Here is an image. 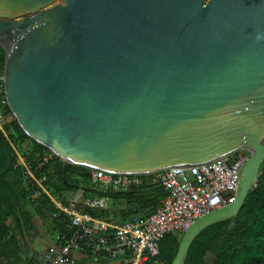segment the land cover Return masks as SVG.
<instances>
[{
	"label": "water",
	"instance_id": "1",
	"mask_svg": "<svg viewBox=\"0 0 264 264\" xmlns=\"http://www.w3.org/2000/svg\"><path fill=\"white\" fill-rule=\"evenodd\" d=\"M0 47L6 105L63 182L66 165L146 176L244 152L231 202L171 233L170 264L257 185L264 0H0Z\"/></svg>",
	"mask_w": 264,
	"mask_h": 264
},
{
	"label": "trees",
	"instance_id": "2",
	"mask_svg": "<svg viewBox=\"0 0 264 264\" xmlns=\"http://www.w3.org/2000/svg\"><path fill=\"white\" fill-rule=\"evenodd\" d=\"M3 62L4 51L0 47V68ZM0 113L4 116L10 113L7 105L0 106ZM0 146L11 159L10 169L0 175V264H36V253L27 248V239L37 227L35 218L37 224L47 227L49 236L65 234L69 228L61 216L52 219L51 215L56 210L46 195L40 193L32 197L40 190L25 178L17 156L35 166L42 157L51 155V160L41 169L33 170L34 176H45L43 186L64 204L68 201L66 194L69 197L82 190L80 211L96 219L120 223L132 216H146L165 197L162 186L151 182L125 189H96L89 176L90 170L73 165L64 167L63 182L61 161L26 136L14 119L3 125ZM4 163L5 159L0 154V170ZM101 198L108 201L107 209L88 208L83 204L86 200ZM158 248L160 263L170 264L177 248L176 238L171 234L165 235ZM207 252L214 258L208 263L203 260ZM87 255L92 257L89 253ZM211 263L264 264V161L259 167L257 185L247 193L232 223L222 221L207 227L188 248L184 264Z\"/></svg>",
	"mask_w": 264,
	"mask_h": 264
},
{
	"label": "built area",
	"instance_id": "3",
	"mask_svg": "<svg viewBox=\"0 0 264 264\" xmlns=\"http://www.w3.org/2000/svg\"><path fill=\"white\" fill-rule=\"evenodd\" d=\"M4 105L6 101L0 84V106ZM11 120V113L5 116L0 113L1 132L3 125ZM17 157L25 178L40 190L32 197L40 193L46 195L56 210L51 215L52 219L61 216L69 224L67 233L54 235L45 254L37 256L39 264H78L79 259H86L90 264H161L158 246L165 235L181 233L209 210L231 202L238 171L246 158L243 151H237L198 168L167 169L146 176L112 175L90 170L89 176L99 190L125 189L151 182L158 183L165 191L159 206L146 216H132L125 222L114 223L80 211L82 190L69 197L66 194V204L50 194L43 186L46 177L36 178L33 170L41 169L51 160V155L42 157L35 166ZM83 204L88 208L109 207L104 198L86 200Z\"/></svg>",
	"mask_w": 264,
	"mask_h": 264
},
{
	"label": "crops",
	"instance_id": "4",
	"mask_svg": "<svg viewBox=\"0 0 264 264\" xmlns=\"http://www.w3.org/2000/svg\"><path fill=\"white\" fill-rule=\"evenodd\" d=\"M36 225H37L36 230L34 232H32L33 234H35L34 237H33V240H29L30 237H31V235H32V233H31L30 237L27 239V248L29 250H31V251H33V252L36 253V255H35V262H36V264H39L37 262V256L38 255L45 254L46 249L49 247V244L51 243V239H52V237L54 235L49 236L47 234V232H46L47 227L44 228V226H42L41 224H37V222H36ZM44 235L47 236V247L45 249L39 248L40 251H37L36 249H37V246H38V243H39L38 241L41 240V238H44ZM36 244H37V246H36ZM34 248H35V250H33ZM78 264H90V263L86 259L85 260L79 259Z\"/></svg>",
	"mask_w": 264,
	"mask_h": 264
},
{
	"label": "rangeland",
	"instance_id": "5",
	"mask_svg": "<svg viewBox=\"0 0 264 264\" xmlns=\"http://www.w3.org/2000/svg\"><path fill=\"white\" fill-rule=\"evenodd\" d=\"M238 152H240V151H238ZM35 221L38 223V221H37L36 218H35ZM34 235H35V234L32 233V235H31V237H30L29 240H33ZM38 242H39V243H38V246H37V244H36V246H37V249H36V250H37V251H40L39 248H41V249H45V248L47 247V236L44 235V238H41V240H39ZM33 250H35V248H34Z\"/></svg>",
	"mask_w": 264,
	"mask_h": 264
}]
</instances>
